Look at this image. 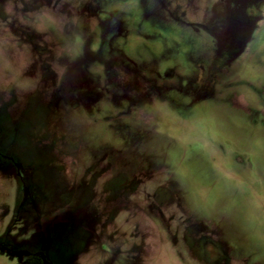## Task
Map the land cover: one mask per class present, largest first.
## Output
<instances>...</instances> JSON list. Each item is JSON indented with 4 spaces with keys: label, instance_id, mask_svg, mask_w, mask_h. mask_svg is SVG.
<instances>
[{
    "label": "rangeland",
    "instance_id": "rangeland-1",
    "mask_svg": "<svg viewBox=\"0 0 264 264\" xmlns=\"http://www.w3.org/2000/svg\"><path fill=\"white\" fill-rule=\"evenodd\" d=\"M0 264H264V0H0Z\"/></svg>",
    "mask_w": 264,
    "mask_h": 264
}]
</instances>
